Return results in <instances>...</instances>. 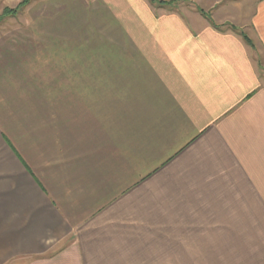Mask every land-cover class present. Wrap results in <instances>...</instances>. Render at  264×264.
Listing matches in <instances>:
<instances>
[{"label": "crops", "instance_id": "crops-1", "mask_svg": "<svg viewBox=\"0 0 264 264\" xmlns=\"http://www.w3.org/2000/svg\"><path fill=\"white\" fill-rule=\"evenodd\" d=\"M84 10L0 53V264H264V0Z\"/></svg>", "mask_w": 264, "mask_h": 264}, {"label": "rangeland", "instance_id": "rangeland-1", "mask_svg": "<svg viewBox=\"0 0 264 264\" xmlns=\"http://www.w3.org/2000/svg\"><path fill=\"white\" fill-rule=\"evenodd\" d=\"M84 7L85 0H31L18 11L17 18L6 19L0 24V53H36L32 56L34 60H27L30 65L33 61H45L43 57L59 51L58 47L72 51V42L79 40L81 35L84 50H91V41L107 35L108 30L85 22L89 12ZM54 61L59 62V59Z\"/></svg>", "mask_w": 264, "mask_h": 264}, {"label": "trees", "instance_id": "trees-1", "mask_svg": "<svg viewBox=\"0 0 264 264\" xmlns=\"http://www.w3.org/2000/svg\"><path fill=\"white\" fill-rule=\"evenodd\" d=\"M30 1H31V0H23V1L20 3V5H19V7H18L17 9L5 10V11L3 12V14L0 16V22H1L3 19L7 18V17H14L15 15H17V14H18V11L21 10L22 8L26 7V6L30 3ZM243 37H244L245 41H246L247 43H249L248 40H247V38H246L244 35H243Z\"/></svg>", "mask_w": 264, "mask_h": 264}]
</instances>
